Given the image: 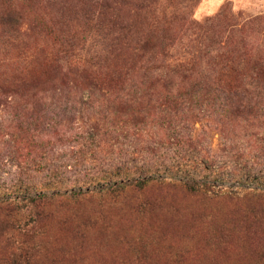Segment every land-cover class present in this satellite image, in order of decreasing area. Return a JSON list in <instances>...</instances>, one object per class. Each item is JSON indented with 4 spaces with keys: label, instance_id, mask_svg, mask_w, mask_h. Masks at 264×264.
<instances>
[{
    "label": "rangeland",
    "instance_id": "rangeland-1",
    "mask_svg": "<svg viewBox=\"0 0 264 264\" xmlns=\"http://www.w3.org/2000/svg\"><path fill=\"white\" fill-rule=\"evenodd\" d=\"M3 3L0 0V15L10 9ZM164 4L166 12L189 14L201 25L211 24L209 20L221 13L226 18L209 30L178 31V39L184 37L181 47L171 50L159 43L152 51L158 54L156 60L178 59L184 45H192L193 54L213 52V58L201 60L229 56L249 60L247 53L264 56V0H170ZM26 10L25 35L6 49L0 43V82L16 84L19 88H11L25 96L19 108L0 109V188L6 193L0 199H14L8 194L16 185L23 190L16 195L20 213L9 218L0 212V264H264V126L249 146L237 140L242 142V152L236 156L219 151L217 160L224 165V175H210L204 171L206 156L217 147L219 135L209 133L198 119H181L175 109L163 107L165 99L186 91L182 80L168 71L154 75L157 81L162 79L150 93H121L107 85L62 86L59 81L46 87L29 86L32 81L64 78L66 69L59 74L58 68L49 69L51 65L140 58L133 53L135 45L116 46L111 27L87 24L82 15L78 21H67L61 30L63 10L57 0L26 2ZM37 15L45 17V34L32 27ZM252 20L256 22L250 25ZM50 21L61 31L50 34ZM69 34L77 41L68 56L59 39ZM72 78L80 77L66 80ZM139 97L140 106L129 102ZM121 102H128L124 114L115 116L114 108ZM147 107L148 124L135 127L136 117ZM73 108L76 120L69 123ZM64 110L70 112L64 123L70 131L62 129V139H44L40 130L34 131V124L28 126L31 136L15 127L18 118H56L53 113L61 116ZM96 119L101 122L100 131L88 132ZM129 171L155 184L140 191L128 188L118 196L106 190L111 182H82L102 172L125 177ZM55 181L63 185L56 187ZM180 181L205 191L174 184ZM43 188L50 196H72L80 190L94 194L73 200L57 197L45 205L49 216L39 217L30 201Z\"/></svg>",
    "mask_w": 264,
    "mask_h": 264
},
{
    "label": "trees",
    "instance_id": "trees-1",
    "mask_svg": "<svg viewBox=\"0 0 264 264\" xmlns=\"http://www.w3.org/2000/svg\"><path fill=\"white\" fill-rule=\"evenodd\" d=\"M4 5L10 6V9L0 15V43L6 49L13 42L19 41L22 35H25L24 29L26 23V2H38L39 0H3ZM62 7V22L65 25L67 21H78L80 15L86 20L87 24L96 22L101 26H109L113 30L114 40L117 42L116 46L125 44L129 49L133 45V53L140 60H100L98 62L75 60L69 66L64 67L61 64L50 66L51 68H58L59 74L65 70L64 78L60 80L50 77L44 82L32 81L29 86L37 88L40 84H45V87L50 84L58 83L62 86H68L73 83L75 87L82 85L83 87L98 88L99 86L107 85L112 90L124 93L132 91L137 92H152L158 87L159 81L154 78V75L160 76L165 71L172 73L174 77L182 80L183 90H180L176 97H168L162 103L164 108L175 109V114L181 119L189 118L194 122L199 120L202 126L209 129V133L219 135V142L216 148H211L208 151L206 158L208 165L204 169L210 175L221 177L224 175V165L217 160V153L219 151L230 153L242 152V142L245 141V146H249L250 140L257 137V131L264 126V56L260 53L249 54V60H236L233 57H228L227 60H201L202 57L213 58L212 54L201 55L199 51L192 50V45H184L177 54L180 57L176 60H156L157 52H152L154 48L162 43V46L169 49L179 48L182 45L177 37L178 31L192 32L193 30H209L220 22L224 13L217 17L200 24L194 20L189 14H178L175 11L166 12L165 2L170 0H57ZM82 13V14H80ZM224 14V15H223ZM256 20L250 21V25L254 24ZM50 34L61 31L53 22H47ZM213 24V25H212ZM32 27L37 29L40 33L45 34V17L44 15H37L33 18ZM196 34V32H193ZM77 37L71 34L65 35L59 43L63 48V52L69 56L75 48L74 42ZM197 41V40H195ZM166 50V48L164 49ZM182 51V52H181ZM152 52V53H151ZM73 55V54H72ZM220 57V56H219ZM66 58V57H65ZM69 58V57H67ZM175 58V55L171 57ZM68 62V60H67ZM82 63V64H81ZM106 71V75L101 77V72ZM70 76L80 77L66 80ZM133 76H137L134 78ZM140 76V77H139ZM78 83V85H76ZM16 84L10 86L0 82V109L1 108H19L23 103L24 95H22L15 87ZM22 85H24L22 83ZM17 86V85H16ZM19 88V86H17ZM172 87V84L170 85ZM17 96V98H16ZM138 99L133 98L129 102L140 106ZM139 100V101H138ZM37 101V100H36ZM43 98L40 99V102ZM39 102V100H38ZM128 102L118 103L114 115L124 114V106ZM26 105L27 103L23 104ZM45 105L43 101L42 106ZM46 109V108H45ZM66 111V112H65ZM73 111V112H72ZM69 123L76 120L73 108ZM68 110L62 111V114L53 113L56 118H34L33 116L20 119L18 118V126L21 133L31 136L30 125L34 124L42 137L52 136L53 139L65 137L62 132H68L69 129H64L69 115ZM48 117V115H46ZM157 117V115H156ZM151 115H148V107L145 113H139L136 117L138 125L148 124ZM43 119V120H42ZM48 119L54 123H48ZM59 119V120H58ZM30 120H33L30 122ZM72 121V122H71ZM27 126V127H25ZM88 132H95L98 134L101 129V122L97 120L90 125ZM145 127V125H144ZM140 130V128H138ZM70 131V130H69ZM87 131V130H86ZM85 131L83 132V134ZM241 139L240 141H237ZM50 142V141H49ZM239 142L238 144H236ZM241 147V148H239ZM248 148H244L247 151ZM236 156V154H235ZM234 158V156H233ZM232 168V165H231ZM189 175V174H184ZM62 174L58 175V178ZM135 178L132 171L128 172L125 177L112 172H102L97 176H93L88 180H82L83 183H94L101 185L103 182H111L106 190L110 193H115L118 196L126 191L128 188L133 190H144L150 185L155 184L154 180L148 177ZM110 180V181H109ZM120 180V182L118 181ZM126 180V181H124ZM56 187L62 186L61 181L53 182ZM180 186L192 189L194 191H205L200 187L192 186L188 182L180 181ZM22 185V184H21ZM41 191L36 197H32L30 204L32 211L37 210L36 214L39 217L49 216V212L45 211V205L51 200L61 197L66 200L84 199L92 193L90 190H80L72 196L67 194L48 195ZM105 190V189H103ZM23 191L22 186L16 185V190L9 192L15 195V198L0 199V212L7 213V217L15 216L20 213L18 206L19 193ZM42 193V194H41ZM5 192H1L0 196H5ZM25 252V251H21Z\"/></svg>",
    "mask_w": 264,
    "mask_h": 264
}]
</instances>
